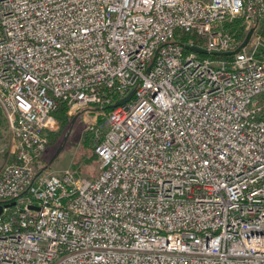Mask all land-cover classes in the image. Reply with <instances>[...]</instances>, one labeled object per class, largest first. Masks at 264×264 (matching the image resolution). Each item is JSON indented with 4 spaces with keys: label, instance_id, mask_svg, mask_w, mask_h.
Wrapping results in <instances>:
<instances>
[{
    "label": "built area",
    "instance_id": "obj_1",
    "mask_svg": "<svg viewBox=\"0 0 264 264\" xmlns=\"http://www.w3.org/2000/svg\"><path fill=\"white\" fill-rule=\"evenodd\" d=\"M58 102L93 178L37 168ZM0 112V264H264V0H0Z\"/></svg>",
    "mask_w": 264,
    "mask_h": 264
},
{
    "label": "rangeland",
    "instance_id": "obj_2",
    "mask_svg": "<svg viewBox=\"0 0 264 264\" xmlns=\"http://www.w3.org/2000/svg\"><path fill=\"white\" fill-rule=\"evenodd\" d=\"M207 58L211 59V56H207ZM67 115L72 118L71 125L62 132H58L60 130L59 125L57 121L53 120L55 122L53 127L48 131V135L50 133H57L59 136L55 142L47 144L44 152L38 159L39 166L37 168L42 169L49 166L50 161L54 158L49 168L51 172H62L69 169L79 178H93L98 173L99 162L92 159L86 162L85 160L89 158L90 154L82 147L83 134L86 131L87 123L91 122V119L89 117L84 118L82 111H77L72 115H69L67 112ZM10 145V133L5 119L0 112V168L5 163L12 161L7 157ZM59 149L61 151L56 156ZM84 155L86 157L82 159Z\"/></svg>",
    "mask_w": 264,
    "mask_h": 264
},
{
    "label": "trees",
    "instance_id": "obj_3",
    "mask_svg": "<svg viewBox=\"0 0 264 264\" xmlns=\"http://www.w3.org/2000/svg\"><path fill=\"white\" fill-rule=\"evenodd\" d=\"M224 30H230V26L225 25ZM190 37L189 36H181L179 35V32L177 31L175 33V40L180 43V44H186L188 43ZM198 43V42H197ZM198 46V44H196ZM200 58H205L207 55H199ZM67 105L64 102H58L57 108L54 112L51 113V117L57 121L59 125V131L62 132L66 129H68L71 125L72 118H70L67 115ZM59 134L57 133H50L48 135V144L55 142ZM98 141L95 139L93 132H90L86 130L83 134V139H82V147L85 151L89 152V158L85 160L86 162L92 160L98 161V157L96 156L94 149L96 147V144ZM86 156L84 155L82 159H84ZM76 167V166H75ZM77 171V170H76ZM80 171V169H78ZM4 208H8V215L11 217L14 221L16 219L14 213V208H13V203L12 202H6L3 204Z\"/></svg>",
    "mask_w": 264,
    "mask_h": 264
},
{
    "label": "water",
    "instance_id": "obj_4",
    "mask_svg": "<svg viewBox=\"0 0 264 264\" xmlns=\"http://www.w3.org/2000/svg\"><path fill=\"white\" fill-rule=\"evenodd\" d=\"M251 33H252V30H250V31L247 33V35H246L244 41H243L242 44L239 46V48H237L235 51H233V52H231V53L221 54V56H229V55H232V54L237 53L242 47H244V46L247 44V42H248V40H249V38H250ZM184 48H185L186 50H188V51H192V52H195V53H197V54H202V55H206V54H207L206 51H204V50H202V49H200V48H197V47L184 46ZM133 92H134V90L131 91V92H130L125 98L121 99L120 101L115 102V103H114L113 105H111V106L106 107V109L115 108V107H117V106H119V105H122L123 103L129 101L130 98H131V96L133 95ZM75 119H76V118H75ZM75 119L73 120V123H74ZM73 123H72V124H73ZM60 151H61V150L59 149L58 152H57V154H56V156L59 154ZM53 160H54V158L50 161L49 164H51V163L53 162ZM30 208H34V207H30ZM2 211H3V207L0 206V215L2 214Z\"/></svg>",
    "mask_w": 264,
    "mask_h": 264
}]
</instances>
